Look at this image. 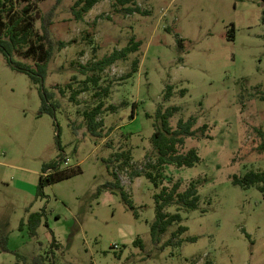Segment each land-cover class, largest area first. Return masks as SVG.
Returning a JSON list of instances; mask_svg holds the SVG:
<instances>
[{
	"label": "rangeland",
	"instance_id": "obj_1",
	"mask_svg": "<svg viewBox=\"0 0 264 264\" xmlns=\"http://www.w3.org/2000/svg\"><path fill=\"white\" fill-rule=\"evenodd\" d=\"M76 1H43L35 15L41 33L42 16L52 14L49 32L65 44L55 48L43 82L52 114L41 112L40 86L10 69L0 54V264H30L49 250L52 237L61 245L53 252L56 264H264V195L231 184L235 176L264 173V100L258 98L264 93V0H132L124 7L100 0L79 21L71 10ZM127 6L147 15H128ZM131 39L140 43L136 52L69 99L85 77L96 75H83L79 65L87 67ZM135 59L137 72L124 78ZM167 85L171 96L163 102ZM105 87L109 95L97 117L101 137L95 138L83 112L97 105L93 94ZM159 105L162 111L180 108L169 119L172 128L193 116L196 136L204 124L208 129L178 149H194L196 165L162 171L168 178L163 185L180 183L177 192L196 184L197 210L179 211L181 221L156 237L150 233L153 197L161 187L132 171L154 161L150 138ZM123 150L132 158L119 168L112 156ZM52 161L61 171L66 161L80 173L36 196L42 167ZM113 170L134 210L120 191L104 187ZM36 212L42 217L32 232ZM164 212L177 213L176 205ZM181 226L187 230L171 237ZM137 238L142 246L134 244Z\"/></svg>",
	"mask_w": 264,
	"mask_h": 264
},
{
	"label": "trees",
	"instance_id": "obj_2",
	"mask_svg": "<svg viewBox=\"0 0 264 264\" xmlns=\"http://www.w3.org/2000/svg\"><path fill=\"white\" fill-rule=\"evenodd\" d=\"M46 0H0V54L4 57L6 65L20 73L27 75L28 79L32 84L39 85V96L41 100V112H47L52 114L54 108L48 105L49 95L43 90V82L47 76V66L53 57L55 48L61 50L65 44L64 42L55 41L50 32L49 25H51L52 14H47L42 16L41 25L39 33L35 29L36 14L39 11L38 5ZM100 0H77L72 7V13L77 19L81 20L83 16L92 9ZM121 6L130 4L132 0H117ZM78 8V9H76ZM128 15L140 14L147 15L145 10H142L139 6L125 7L123 10ZM229 41L233 40V30H230L228 34ZM179 44L182 43L181 40L178 41ZM140 43L135 42L134 39L130 40L128 46H124L120 50H115L111 55L103 57L101 60L92 63L87 67L79 65L81 72L85 75L88 71H93L96 75H91L85 77L83 80V85L80 90L74 92L69 98L75 101V96L81 92H85L88 88L87 84L91 83L96 86L100 77V74L109 66H112L116 61L123 60L128 57L131 53H134L138 49ZM138 59H135L131 63V71L126 73L124 78H130L138 70ZM123 79V78H121ZM172 87L167 85L164 90V96L162 97L163 102H167L171 96ZM186 90H182L181 94L184 95ZM258 98L263 101L264 93L258 92ZM109 95V88H100L95 94L94 98L98 99V103L94 108L83 112L84 123L86 125L87 131L91 136L97 138L101 137L100 130L103 126L102 121H98V115L103 111L104 103L103 99ZM116 107L110 106L109 111L115 112ZM180 108L176 106H168L162 111V106H158L156 113L154 114V132L150 138L151 151L153 152V160L149 159L147 155L148 162L144 163L143 168L138 170H133V177H144L150 182L155 188L161 187L159 193L154 195L155 200V218L151 225L150 233L153 236H160L174 223L181 221L179 211H194L197 210L198 202L200 196L198 195L197 186L194 182L190 181L184 191L177 192L180 183L174 182L170 188L163 185L164 182L168 181V178L162 174L163 169L167 165H172L175 168L182 167H193L199 162V157L196 151L192 148L187 150L185 153H179L178 149L183 147L185 140L187 138L198 139L200 135H203L207 131L208 126L204 124L201 127L200 135L196 136L193 130L195 126L196 119L193 116H189L186 120L179 119L175 128H172L169 123V119L176 113H179ZM131 114V118H132ZM150 118V116H147ZM260 151L264 150L262 145L259 148ZM112 158L120 163V167H129L131 162L130 151H120L116 152ZM116 163V164H117ZM60 164L58 161H52L48 164L43 165L42 174L38 177L37 184V194L40 196L42 190L46 185L52 184L54 182H59L63 179L70 178L80 173L79 168H68L65 167L64 170H59ZM116 166V167H117ZM47 170L50 173L47 176H43ZM114 178L112 182L105 183L104 187L109 190H118L122 195V200L126 206L134 210V206L128 198V195L124 191V188L118 181L116 177L115 170L111 172ZM232 185L240 186L242 189H248L250 187H255L259 193L264 195V173H259L251 171L246 173L243 177H233ZM176 205L177 213H165L164 210L169 205ZM30 217H33V224L31 223L30 229L34 232V229L40 224L41 214L32 213ZM187 230L186 227H179L176 232H172L173 238L181 235ZM194 241L195 239H188ZM3 244V240H0ZM169 240L166 245L170 244ZM180 243V242H179ZM135 245L142 246L141 241L137 238L134 241ZM61 245L58 244L54 237H52V242L49 250L45 252L44 255L35 256L30 262V264H56L54 261L53 252L57 250ZM1 250L4 252L6 249L1 246ZM53 256V257H52ZM20 258V256H18ZM23 262L25 259L20 258ZM24 264V263H23ZM208 264V263H206Z\"/></svg>",
	"mask_w": 264,
	"mask_h": 264
},
{
	"label": "built area",
	"instance_id": "obj_3",
	"mask_svg": "<svg viewBox=\"0 0 264 264\" xmlns=\"http://www.w3.org/2000/svg\"><path fill=\"white\" fill-rule=\"evenodd\" d=\"M62 166L64 168L68 167L67 162L66 161L62 162ZM60 167H61V164H60ZM49 173H50V170H47L46 173L43 174V176H47Z\"/></svg>",
	"mask_w": 264,
	"mask_h": 264
}]
</instances>
